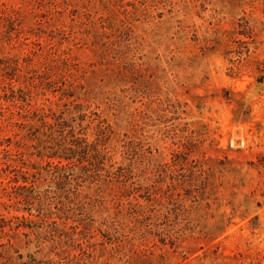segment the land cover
Segmentation results:
<instances>
[{"label": "rangeland", "instance_id": "obj_1", "mask_svg": "<svg viewBox=\"0 0 264 264\" xmlns=\"http://www.w3.org/2000/svg\"><path fill=\"white\" fill-rule=\"evenodd\" d=\"M0 264H264V0H0Z\"/></svg>", "mask_w": 264, "mask_h": 264}, {"label": "trees", "instance_id": "obj_2", "mask_svg": "<svg viewBox=\"0 0 264 264\" xmlns=\"http://www.w3.org/2000/svg\"><path fill=\"white\" fill-rule=\"evenodd\" d=\"M75 145H76V144H75ZM75 145H73V144H70V146H72V147H74ZM59 158H62V159L68 160V158H67V157H65V156H62V157H59ZM59 162H61V161H59Z\"/></svg>", "mask_w": 264, "mask_h": 264}]
</instances>
